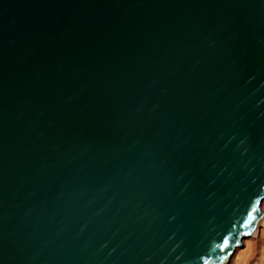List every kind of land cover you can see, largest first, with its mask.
<instances>
[{
	"label": "water",
	"instance_id": "1",
	"mask_svg": "<svg viewBox=\"0 0 264 264\" xmlns=\"http://www.w3.org/2000/svg\"><path fill=\"white\" fill-rule=\"evenodd\" d=\"M264 200V0H0V264H223Z\"/></svg>",
	"mask_w": 264,
	"mask_h": 264
},
{
	"label": "bare ground",
	"instance_id": "2",
	"mask_svg": "<svg viewBox=\"0 0 264 264\" xmlns=\"http://www.w3.org/2000/svg\"><path fill=\"white\" fill-rule=\"evenodd\" d=\"M260 209L263 211V214L253 232L241 239L245 248L238 252L234 264H264V200L260 204ZM238 248V246L235 247L223 264L230 263Z\"/></svg>",
	"mask_w": 264,
	"mask_h": 264
},
{
	"label": "rangeland",
	"instance_id": "3",
	"mask_svg": "<svg viewBox=\"0 0 264 264\" xmlns=\"http://www.w3.org/2000/svg\"><path fill=\"white\" fill-rule=\"evenodd\" d=\"M245 237H246V236H245ZM238 247H239V248H238V251L233 255V257H232V259H231V261H230L229 264H234V260L236 259V256H237L238 252H239L240 250L244 249V248H245V245L243 244L242 246H238Z\"/></svg>",
	"mask_w": 264,
	"mask_h": 264
}]
</instances>
